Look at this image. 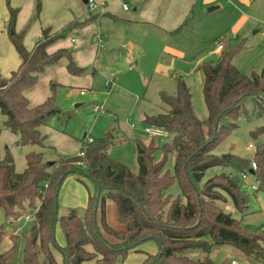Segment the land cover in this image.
Segmentation results:
<instances>
[{"label":"trees","instance_id":"trees-1","mask_svg":"<svg viewBox=\"0 0 264 264\" xmlns=\"http://www.w3.org/2000/svg\"><path fill=\"white\" fill-rule=\"evenodd\" d=\"M6 1L9 14L5 30L22 62L9 77L0 75V110L5 127L19 138V144L44 147L46 136L40 128L50 117L63 115L55 104L60 85L52 82L51 95L34 107L29 105L25 93L37 84L48 67L62 60L67 61L71 74L84 72L74 62L70 50L50 53L49 48L95 17L76 19L57 32L44 28L32 51H28L24 46L28 25L16 31L19 10ZM41 7L37 0L34 18L39 17ZM219 44L225 47L218 60L200 66L208 118L201 121L196 116L190 88L182 78H177L175 94L160 93V100L168 109L144 120L147 125L168 130L172 140L162 147L153 141L147 145L137 140V174L107 154L115 143L111 134L91 141L83 139L84 156L61 158L52 165L44 163L41 154L30 153L21 173L16 171L8 148L4 156L0 152V210L6 221L13 223L29 208L35 220L30 232L24 235V264H58L55 249L61 253L63 264H122L131 252H138L139 246L148 241L157 243L158 252L149 255L143 264H217L209 255L223 245H230L264 264V228L243 225L218 205L229 198L237 210L247 211L250 199L243 183L247 175L255 176L258 184L255 191L264 190V144L252 161L219 150L235 127L244 103L254 99L256 104H261L264 69L259 74H243L233 64L237 49H230L228 36L221 38ZM158 150L164 153L161 161L155 160ZM170 153L175 154L173 173L164 169ZM253 163L257 166L255 170ZM217 166L230 168L232 172L204 181L206 172ZM70 174L91 180L95 189L89 193L82 215L69 209L59 216L55 198ZM174 182L178 183L184 202L168 195ZM107 201L115 208L117 228L108 224ZM58 226L64 236L63 246L56 241ZM5 234L1 226L0 245ZM13 249L0 253V264H14ZM191 253L206 257L194 258Z\"/></svg>","mask_w":264,"mask_h":264},{"label":"rangeland","instance_id":"rangeland-1","mask_svg":"<svg viewBox=\"0 0 264 264\" xmlns=\"http://www.w3.org/2000/svg\"><path fill=\"white\" fill-rule=\"evenodd\" d=\"M223 8L213 13H208L207 9L197 8L201 15L191 19L179 35L170 38L176 54L147 51L144 54H148V57L141 59L139 66L133 62L115 65L114 59L103 57L102 54L106 49L103 50L99 55L100 59L96 68L94 69L93 66L89 68L90 74L94 75L90 88L57 89L55 104L63 115L50 117L46 125L41 128V133L46 136L44 147L17 145L19 140L13 141V133L5 127V119L0 110V146L2 150L8 148L12 154L16 171L19 170L20 173L24 171L26 156L30 153L41 154L44 163H54L61 158L79 153V147L84 138L90 141L111 134L115 143L106 151L107 154L113 161L127 166L131 172L137 174L139 172L137 140L147 145L153 141L158 147L172 140V135L164 140L152 139L143 133V129L147 125L144 123L145 116H154L168 109L161 102L160 93L175 94V78H182L188 85L192 93L195 114L201 121H205L208 118V111L203 97L204 74L200 66L218 60L220 54L218 45L221 38L228 36L230 49H237L233 64L243 74H259L264 69V19L255 21L256 28L247 33L236 32L232 29L231 23L223 20ZM34 16L35 8L28 28L25 27L27 30L39 18L36 19ZM172 60L175 61L174 65L171 64ZM168 64L172 67H165ZM130 66L133 67L132 70H129ZM113 71L121 73L123 78L120 84L113 82L109 89L106 79ZM81 90L85 92L84 96L80 94ZM97 106H102L104 113L96 109ZM226 120L225 122L230 121ZM263 144L264 96L260 105L256 104L254 99H248L244 103L238 119L235 120V127L228 133L219 150L225 154L231 152L238 157L252 161ZM163 159L164 153L158 150L155 160ZM174 162L175 154H168L164 169L173 173ZM229 172L232 170L227 167H213L206 172L204 181L215 175ZM243 183L250 199L246 212L242 213L237 210L229 198L226 202L219 201L218 205L243 225L252 229L264 228V190L253 191L252 186L255 184L258 186L253 175H247ZM94 189V183L87 178H79L78 175L67 178L58 195V215L65 214L69 209L76 210L79 215H82L87 205L88 191L92 194ZM167 193L173 199L179 198L184 202L177 182L170 186ZM106 213L108 224L112 227H119L115 208L109 201L106 202ZM34 225L33 213L29 208L13 223L6 221L3 211L0 210V227L4 226L6 231L0 245V253L14 247L12 262L24 264V235L29 233ZM55 236L57 244L60 245L64 236L59 226ZM13 237L15 240H12ZM150 246L158 251L155 241L145 242L139 246V249L143 251L130 253L122 264H143L147 257L152 255V251L148 249ZM53 253L58 264H63L59 250L55 249ZM190 256L206 257L201 253H191ZM209 257L217 264H232V261L236 264H260L230 245L215 248Z\"/></svg>","mask_w":264,"mask_h":264},{"label":"crops","instance_id":"crops-1","mask_svg":"<svg viewBox=\"0 0 264 264\" xmlns=\"http://www.w3.org/2000/svg\"><path fill=\"white\" fill-rule=\"evenodd\" d=\"M9 1L12 8L19 10L15 29L20 32L28 25L37 0ZM39 1L42 5L39 18L29 27L24 36V46L28 51H32L44 28L50 27L57 32L76 19L92 16L95 20L78 31L74 30L68 38L49 48L50 53L59 49L70 50L74 62L85 69L84 72L80 75L71 74L67 69L66 60L48 67L40 75L37 84L25 93L31 107L46 101L51 95L52 82L58 83L59 88H90L94 75L90 74L89 68L91 66L96 68L100 59L99 55L105 49L103 57L114 59L115 65L133 62L139 66L141 59L148 57V54H144L147 51H164L173 55L175 50L170 38L179 35L191 19L201 15L198 13L199 10L207 9L208 13H213L224 7L223 20L231 23L232 29L236 32L242 33L256 28L255 21L264 19V0H94L96 3L94 9L90 8L88 0ZM125 6L128 7L127 10ZM211 7L215 9L209 12L208 9ZM8 14L6 0H0V75L4 78L9 77L22 62L20 54L5 30ZM218 50L221 54L219 45ZM171 64L174 65L175 61L172 60ZM168 65L165 67H172ZM132 69L133 67L130 66L129 70ZM110 75L106 81L111 79L117 84L122 82L121 73L113 71ZM13 136V141L19 140L15 134ZM81 147L82 142L79 152ZM0 152L1 156L5 155V150H2L1 146ZM76 155L78 153L73 154V156ZM75 176V174H70L67 178ZM89 193L88 191V197ZM62 240L61 246L64 245V238ZM148 249L152 251V255L158 252L153 246ZM140 251L143 250L139 249L138 252Z\"/></svg>","mask_w":264,"mask_h":264},{"label":"built area","instance_id":"built-area-1","mask_svg":"<svg viewBox=\"0 0 264 264\" xmlns=\"http://www.w3.org/2000/svg\"><path fill=\"white\" fill-rule=\"evenodd\" d=\"M88 3L90 5L91 9H94L96 7V3L94 0H88ZM125 9L127 10L128 7L125 6ZM225 47V44H219V48L222 50ZM112 80L109 79L107 81V86L110 87L112 84ZM81 94H85L84 91H81ZM96 109L100 110L101 113H104L103 107L102 106H97ZM143 133L149 137H151L152 139H159V140H164L167 139L170 136V133L168 130H166L163 127L160 126H156V125H146L143 129ZM91 141V140H90ZM79 156H84V151L83 149L80 150V152L78 153ZM257 168L256 164L253 163L252 165V169L255 170ZM253 191L257 190V185H253L252 186ZM27 219H29V217H26ZM232 264H236L235 261H232Z\"/></svg>","mask_w":264,"mask_h":264},{"label":"water","instance_id":"water-1","mask_svg":"<svg viewBox=\"0 0 264 264\" xmlns=\"http://www.w3.org/2000/svg\"><path fill=\"white\" fill-rule=\"evenodd\" d=\"M215 8L214 7H211V8H209L208 9V11L210 12V11H212V10H214ZM17 145H19V143H17ZM53 163H50V165H52ZM251 173L253 174L254 172L253 171H251ZM55 203L56 204H58V196L55 198ZM57 214V210L55 209V215ZM54 235V234H53Z\"/></svg>","mask_w":264,"mask_h":264}]
</instances>
